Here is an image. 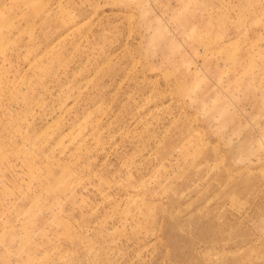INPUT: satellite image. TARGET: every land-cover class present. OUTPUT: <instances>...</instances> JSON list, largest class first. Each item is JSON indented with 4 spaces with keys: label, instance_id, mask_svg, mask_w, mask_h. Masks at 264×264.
Segmentation results:
<instances>
[{
    "label": "rangeland",
    "instance_id": "1",
    "mask_svg": "<svg viewBox=\"0 0 264 264\" xmlns=\"http://www.w3.org/2000/svg\"><path fill=\"white\" fill-rule=\"evenodd\" d=\"M0 264H264V0H0Z\"/></svg>",
    "mask_w": 264,
    "mask_h": 264
}]
</instances>
